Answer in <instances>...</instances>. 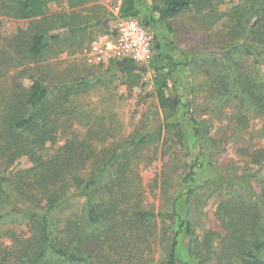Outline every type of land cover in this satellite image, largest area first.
<instances>
[{
    "label": "trees",
    "instance_id": "1",
    "mask_svg": "<svg viewBox=\"0 0 264 264\" xmlns=\"http://www.w3.org/2000/svg\"><path fill=\"white\" fill-rule=\"evenodd\" d=\"M58 1H64L69 9L87 3V0L0 1L2 15L34 24L28 41L32 60L58 41L59 36L51 34L55 29L68 24L75 26L79 19L64 14L48 16L49 5ZM150 1L151 13L143 22L146 27L167 23L186 13L218 21L215 8L225 3V0ZM138 15L136 0H122L120 17ZM222 17L218 37L224 46L207 54L192 53L185 63L192 66L194 75H205L204 81L191 89L203 99L201 105L207 104L202 106L205 112L211 111L213 115L218 109L221 116L224 113L221 110H227L229 114H225V118L239 131L246 130L256 119L264 126V73L261 70L264 66V0H243ZM109 23L99 17L91 26L106 28V34ZM205 30H208L206 26ZM68 32L75 35L77 29L69 28ZM154 50L158 53L152 61L157 110L149 113L151 117L144 116L147 130L117 148L112 147L107 154L103 145L108 132L103 119H94L71 107V98L79 91V84L50 86L31 78L28 88L9 96L0 112V221L10 215L23 219L30 237L22 240L14 236L12 246L0 250V264H87L92 260L94 248L107 255L106 246L115 252L125 250L124 256L129 259V249L147 240L156 219L169 222L171 229L168 253L161 264L178 263L181 234L189 240L185 264H264V177L249 169L233 176L217 174V179L210 182V194L223 185L230 194L218 201L213 214L215 225L204 230L201 236L195 234L189 220H182L177 213L175 204L180 196L173 201L171 211L156 214L122 205L132 198L129 194L133 193L135 184L128 174L136 163L134 160L139 159L138 153L159 141L162 130L169 135L182 136L179 125L171 120L183 103L177 93H168L173 70L165 71L166 65L158 64L162 55L157 36ZM167 59L170 65H175L171 58ZM109 63L127 74L133 86L139 84L141 75L146 72L144 67L140 71L133 70L135 65L129 61ZM191 122L193 136L203 143L201 125L207 122L195 118H191ZM78 123L86 128L84 135L73 130V125ZM61 133H68L66 143L50 157H44L47 144L54 143ZM204 141L215 144L208 136ZM246 152L242 150L243 154ZM23 157L31 166L9 173L14 162ZM244 158L250 160V165L263 167L264 148L246 153ZM202 166L199 159L190 166L183 178V184L189 186L185 195L192 194L195 169ZM109 174L110 186L108 183L100 186V181ZM253 184L259 188L258 192ZM113 188H117L116 194L120 193V197L101 199L107 189L111 194ZM80 197L87 203L84 225L70 224L68 230L72 236L67 244L53 240L49 230L52 214L68 201Z\"/></svg>",
    "mask_w": 264,
    "mask_h": 264
},
{
    "label": "rangeland",
    "instance_id": "2",
    "mask_svg": "<svg viewBox=\"0 0 264 264\" xmlns=\"http://www.w3.org/2000/svg\"><path fill=\"white\" fill-rule=\"evenodd\" d=\"M242 1L225 0V3L217 5L215 13L216 17L220 18L218 21L186 13L168 20L167 23H155L148 27L157 36L159 52L162 55L158 64L166 65L165 71L173 70L168 93H177L183 106L171 122L179 125L182 136L178 137L175 133L169 135L162 130L159 141L144 147L138 153L139 159L134 160L136 163L128 174L135 184L134 190L131 191L133 193L129 194L132 198L129 197L122 205L127 208L150 210L156 214L171 211L173 201L180 196L175 204L176 211L182 220L190 221L198 236L215 225L213 214L218 201L226 199L230 194V190L224 185L210 194V182L217 179V174L233 176L249 169L264 177V166L250 165V160L244 158L246 153L264 148L262 121L253 120L246 130L239 131L225 118V114H229L227 110H221L224 112L221 116L218 109L213 115L211 111L205 112L202 106L207 104L201 105L203 99L194 93V88L193 91L191 89L204 81L205 75H194L192 66L185 65L192 53L207 54L224 46L218 37L221 35L220 25L224 19L222 16ZM121 2L122 0H87L83 6L74 9H69L64 1L51 3L48 16L64 14L72 18L77 16L79 19L75 26L68 24L55 29L51 34L58 35V41L33 60L28 51V41L34 24L0 13V112L12 92L28 88L32 84L31 78H35L50 86L66 87L79 84V91L71 98V107L82 114H89L94 119H103L105 130L108 132L103 145L104 150H107L106 154L112 147L117 148L137 133L147 130L148 124L145 125L144 116L157 110L152 87V61L158 53L154 50L150 63L144 66L146 72L141 75L137 86H133L132 79L127 74L115 69V64H95L90 62L86 55L90 43L105 35L106 31L102 26H91L92 22L104 17L110 21V28ZM136 8L139 11L137 17L142 22L149 19L150 0H136ZM205 26L208 30H205ZM69 28H76V34L70 35ZM167 58H171L175 65H170ZM261 70L264 73V66ZM211 106L213 109L214 106ZM149 116L151 117V114ZM191 118L207 122L201 125L203 143L193 136ZM73 130H78L81 135L86 132V128H82L79 123L73 125ZM207 136L212 138L215 144L209 145V142L204 141ZM68 138V133L59 134L54 143L47 144L44 157L53 155ZM164 138L168 142L164 143ZM242 150L247 152L243 154ZM198 159L203 166L195 169L196 175L191 184L192 194L185 195L189 186L183 184V178ZM30 166L28 159L23 157L15 161L8 172ZM110 178V174L106 175L99 185H109ZM253 186L258 192L259 188L255 184ZM116 189L113 188L111 194L107 189L106 195L101 199L120 197V193L116 194ZM100 192L103 195L105 191ZM86 208L85 198L80 197L57 209L50 219L49 230L52 239L67 244L68 238L72 236L68 230L70 224L84 225ZM153 223L147 240L138 243L132 250L129 249V259L124 256L125 250L115 252L106 246L105 255L102 250L93 246L92 260L87 264H161L168 253L171 229L169 222L156 219ZM14 236L23 240L30 237V231L23 219L10 215L0 221V250L12 246ZM188 241L184 234L179 236L177 264L187 262Z\"/></svg>",
    "mask_w": 264,
    "mask_h": 264
},
{
    "label": "built area",
    "instance_id": "3",
    "mask_svg": "<svg viewBox=\"0 0 264 264\" xmlns=\"http://www.w3.org/2000/svg\"><path fill=\"white\" fill-rule=\"evenodd\" d=\"M155 37L138 17H120L118 12L108 33L92 41L86 55L95 64L129 61L144 67L153 57Z\"/></svg>",
    "mask_w": 264,
    "mask_h": 264
},
{
    "label": "water",
    "instance_id": "4",
    "mask_svg": "<svg viewBox=\"0 0 264 264\" xmlns=\"http://www.w3.org/2000/svg\"><path fill=\"white\" fill-rule=\"evenodd\" d=\"M132 69L135 70V71L143 70V68L138 67V66H133Z\"/></svg>",
    "mask_w": 264,
    "mask_h": 264
}]
</instances>
